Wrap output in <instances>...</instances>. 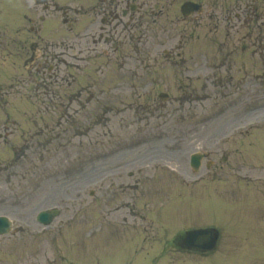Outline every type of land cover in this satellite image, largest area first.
<instances>
[{"label":"rangeland","instance_id":"obj_1","mask_svg":"<svg viewBox=\"0 0 264 264\" xmlns=\"http://www.w3.org/2000/svg\"><path fill=\"white\" fill-rule=\"evenodd\" d=\"M235 1L251 2L232 0L233 10L241 5L235 6ZM33 7L29 1L23 11ZM37 12L40 15L41 9L34 8ZM50 16L59 20L55 14ZM240 21L232 17L235 28L228 30L227 22L205 19L193 37L185 39L186 53H190L185 57L193 58L189 68L198 69L196 78L202 80L176 81L169 67L154 65L135 68L136 74L154 71L152 80L95 84L93 89L106 92L109 99L118 97L117 111L108 115L93 108L95 102L84 113L73 114L66 100L57 97L63 95V83L74 80V92L86 81L81 79L91 66L80 61L77 45L71 51H56L61 54L54 63L65 80L56 81V94L48 106L41 104V98L28 96L27 86L12 80L19 71L11 66L16 57L8 53L15 49L3 50L0 88L7 85L11 92L0 97V215L12 220L20 232L3 238L0 264H127V248L120 241H136L133 250L143 245L144 249L157 248L162 228H168V238L173 230L204 225L220 229L219 252L198 261L170 255L174 264H264V106L244 108L264 96L262 82L251 79L262 68L259 60L264 62V33L249 32ZM61 35L45 37L60 43ZM221 53L231 55L233 63L219 69L217 64L224 60ZM63 61L71 65L69 69ZM245 70L246 85L235 81ZM210 74L232 78L236 87L229 88V81L223 87L217 81H204L205 77L215 79ZM112 86L117 89L111 90ZM160 92L167 93L165 102L157 98ZM87 96L82 95L83 103ZM62 112L71 113L77 127L72 126V135L58 137L42 148L44 138L39 139L38 132L56 123L64 126ZM95 112L96 127H84ZM240 131L245 132L239 135ZM144 141L149 144L140 145L145 151L132 148ZM203 150L212 153L224 173L210 177L205 172L208 178L199 186L193 183L199 173L191 171L188 159ZM101 156V169L91 168ZM221 157L230 163H221ZM129 183L139 186L123 191L116 201L114 191ZM121 200L134 205L133 216L125 207L112 210ZM53 207L61 209V216L48 227L38 225L37 212ZM92 227L99 232L87 237ZM130 262L139 264L133 257ZM159 264L169 263L161 260Z\"/></svg>","mask_w":264,"mask_h":264},{"label":"flooded vegetation","instance_id":"obj_2","mask_svg":"<svg viewBox=\"0 0 264 264\" xmlns=\"http://www.w3.org/2000/svg\"><path fill=\"white\" fill-rule=\"evenodd\" d=\"M39 2L41 5L38 8L45 14L50 7L53 11L59 9L54 3L55 0ZM64 2L65 8L59 12L68 33L80 34L82 39L80 48L84 59H90L92 56L97 63L106 66L128 64L136 47H145L152 42L158 46L170 45L166 57H182L186 50L185 39L193 37L195 29H198L205 19L210 21L216 17L218 21L227 22L229 30L235 28V25L231 24L234 17L236 22L242 20L240 23L244 24L243 28L249 32L255 30L264 33V0L245 2L244 5L240 1H235V6L241 4L237 10L232 9V0H64ZM185 3L201 5V12L185 17L181 10ZM21 6L22 0H0V35L10 31L19 35L16 42L21 50L19 56L25 55L27 58L28 39L22 36L24 15ZM37 19L42 24L45 23L41 15L37 16ZM33 20L34 18L29 23ZM253 20L258 25L250 29L248 24L253 23ZM34 27L35 25L29 31L36 33ZM46 28L51 31L52 26L49 24ZM36 37L34 60L25 59L23 66L27 69L30 80L44 84L55 78L54 67H47L48 61L45 58L44 63L39 62L42 47L40 36ZM226 40L227 38L224 41ZM64 44L66 48L71 49L72 44L68 38ZM239 45L242 46L240 43ZM46 50L48 54H53L50 48Z\"/></svg>","mask_w":264,"mask_h":264},{"label":"water","instance_id":"obj_3","mask_svg":"<svg viewBox=\"0 0 264 264\" xmlns=\"http://www.w3.org/2000/svg\"><path fill=\"white\" fill-rule=\"evenodd\" d=\"M57 214L56 211H51V212H46V213H40L38 216V220L44 224H48L52 217L55 216ZM9 229V222L7 221V219L0 217V234L2 233H6L7 230ZM209 234H211L210 232H208ZM203 232H192L189 233L187 236L188 237H194L196 235H202Z\"/></svg>","mask_w":264,"mask_h":264}]
</instances>
